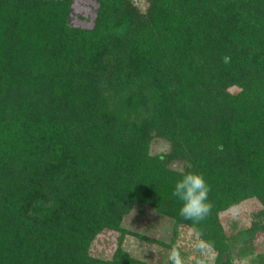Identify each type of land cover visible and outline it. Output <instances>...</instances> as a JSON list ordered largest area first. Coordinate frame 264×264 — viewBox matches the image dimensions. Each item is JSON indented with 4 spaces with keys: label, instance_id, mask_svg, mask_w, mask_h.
<instances>
[{
    "label": "trees",
    "instance_id": "trees-1",
    "mask_svg": "<svg viewBox=\"0 0 264 264\" xmlns=\"http://www.w3.org/2000/svg\"><path fill=\"white\" fill-rule=\"evenodd\" d=\"M76 1L0 0V264H151L123 219L168 218L171 248L192 227L172 195L189 172L211 189L196 227L215 264H264V0H88L89 27ZM250 198L227 234L219 213ZM107 229L111 257L93 255Z\"/></svg>",
    "mask_w": 264,
    "mask_h": 264
},
{
    "label": "rangeland",
    "instance_id": "rangeland-1",
    "mask_svg": "<svg viewBox=\"0 0 264 264\" xmlns=\"http://www.w3.org/2000/svg\"><path fill=\"white\" fill-rule=\"evenodd\" d=\"M144 5V1H141ZM94 3L90 1H76L71 13V22L77 25L89 27L94 17ZM168 142L164 139H155L151 143L153 153H161L168 150ZM260 208L259 202L254 199H246L219 213V219L227 234L234 233L242 227L250 224L253 213ZM124 226L131 231L145 235L149 240L136 235H125L123 246L132 255L144 259L151 264H167L168 254L171 248L168 244L172 238L171 221L158 215L152 209L139 212L133 209L123 219ZM186 225L178 227L175 243L181 246L182 256L191 264V258L196 255L191 247V238ZM117 232L113 230L102 231L93 241L90 252L103 258H110L116 247ZM255 252L264 251V233L258 232L254 236ZM235 264H252L250 256H236Z\"/></svg>",
    "mask_w": 264,
    "mask_h": 264
},
{
    "label": "clouds",
    "instance_id": "clouds-1",
    "mask_svg": "<svg viewBox=\"0 0 264 264\" xmlns=\"http://www.w3.org/2000/svg\"><path fill=\"white\" fill-rule=\"evenodd\" d=\"M218 150L222 151L223 146H218ZM210 190L202 174L189 172L183 174L176 182L172 192V195L181 202L179 215L184 220L192 222L189 236L192 250L196 255L191 258V264H215L214 243L204 239L203 231L196 227L211 215L213 204L208 199ZM167 259L169 264H189L182 256L179 244L171 247Z\"/></svg>",
    "mask_w": 264,
    "mask_h": 264
},
{
    "label": "water",
    "instance_id": "water-1",
    "mask_svg": "<svg viewBox=\"0 0 264 264\" xmlns=\"http://www.w3.org/2000/svg\"><path fill=\"white\" fill-rule=\"evenodd\" d=\"M226 60H227V58H226Z\"/></svg>",
    "mask_w": 264,
    "mask_h": 264
}]
</instances>
